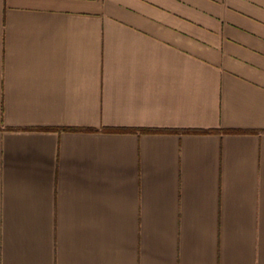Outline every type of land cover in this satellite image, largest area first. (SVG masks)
<instances>
[{
    "label": "crops",
    "instance_id": "crops-1",
    "mask_svg": "<svg viewBox=\"0 0 264 264\" xmlns=\"http://www.w3.org/2000/svg\"><path fill=\"white\" fill-rule=\"evenodd\" d=\"M0 264H264V0H0Z\"/></svg>",
    "mask_w": 264,
    "mask_h": 264
},
{
    "label": "trees",
    "instance_id": "trees-1",
    "mask_svg": "<svg viewBox=\"0 0 264 264\" xmlns=\"http://www.w3.org/2000/svg\"><path fill=\"white\" fill-rule=\"evenodd\" d=\"M64 129H75L74 127H66ZM107 131H129L130 129L128 128H105ZM141 131H147V132H152V131H171V132H176V131H179V130H176V129H150V128H141L140 129ZM181 131H184V132H198V133H206V132H213V131H216V129H183ZM227 132H237V131H240V130H235V129H228V130H225Z\"/></svg>",
    "mask_w": 264,
    "mask_h": 264
}]
</instances>
